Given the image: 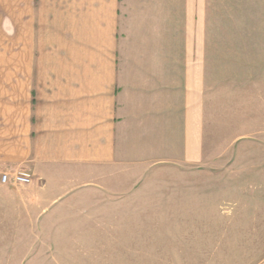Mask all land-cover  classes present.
<instances>
[{
	"label": "crops",
	"instance_id": "obj_1",
	"mask_svg": "<svg viewBox=\"0 0 264 264\" xmlns=\"http://www.w3.org/2000/svg\"><path fill=\"white\" fill-rule=\"evenodd\" d=\"M126 22H136L131 50ZM168 22H186L183 40ZM218 22L251 23L221 40ZM252 22H264V0H0V264H27L29 219L46 218L72 188L105 202L136 185V167L180 162L198 176L186 186L203 192L207 96L216 89L207 85L222 74L209 60L264 59ZM242 68L230 65L229 82L249 73ZM249 107L253 125L236 136L229 161L244 154L253 173L261 153L254 228L264 234V100ZM19 169L31 184L2 183ZM246 264H264V247Z\"/></svg>",
	"mask_w": 264,
	"mask_h": 264
},
{
	"label": "rangeland",
	"instance_id": "obj_2",
	"mask_svg": "<svg viewBox=\"0 0 264 264\" xmlns=\"http://www.w3.org/2000/svg\"><path fill=\"white\" fill-rule=\"evenodd\" d=\"M185 23L168 22L174 40L184 39ZM247 23L251 22H218L217 36L224 40L244 35ZM156 24L158 29L164 27V22ZM251 29L264 35V22H252ZM134 35L136 22H126L128 50ZM237 54L236 60H209L221 66L222 74L215 85H207L216 89L214 99L212 92L207 96L203 192L186 186L198 176L180 162L146 170L136 167V180L140 177L136 185L126 186L121 196L110 191L105 202H91L83 187L72 188L76 195L59 196L49 207L54 211L43 214L46 218L29 219L28 248L23 251L27 264H246L260 258L264 234L254 226L260 224L262 156L253 157L257 169L253 173L244 154L233 164L229 158L236 136L245 135L253 125L245 121L249 105L264 100L260 83L264 59ZM235 62L237 69L249 72L238 75V84L229 82L234 76L224 73ZM255 125L260 129V123ZM165 180L172 186H165L169 184ZM15 254L20 252L14 251V258Z\"/></svg>",
	"mask_w": 264,
	"mask_h": 264
},
{
	"label": "built area",
	"instance_id": "obj_3",
	"mask_svg": "<svg viewBox=\"0 0 264 264\" xmlns=\"http://www.w3.org/2000/svg\"><path fill=\"white\" fill-rule=\"evenodd\" d=\"M1 181L4 184L17 185H28L33 181V175L27 170H16L13 172H3L1 174Z\"/></svg>",
	"mask_w": 264,
	"mask_h": 264
}]
</instances>
